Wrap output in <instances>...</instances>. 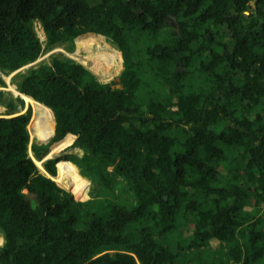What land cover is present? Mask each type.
<instances>
[{
	"label": "trees",
	"instance_id": "obj_1",
	"mask_svg": "<svg viewBox=\"0 0 264 264\" xmlns=\"http://www.w3.org/2000/svg\"><path fill=\"white\" fill-rule=\"evenodd\" d=\"M88 32L119 48L121 86L63 54L20 71L11 84L52 118L49 139L29 144L31 109L17 112L2 75ZM10 110L0 264H264V0H0ZM51 144L81 153L42 159ZM29 149L51 175L73 163L88 198Z\"/></svg>",
	"mask_w": 264,
	"mask_h": 264
},
{
	"label": "bare ground",
	"instance_id": "obj_2",
	"mask_svg": "<svg viewBox=\"0 0 264 264\" xmlns=\"http://www.w3.org/2000/svg\"><path fill=\"white\" fill-rule=\"evenodd\" d=\"M38 32V35L41 38L44 37V32L41 29H38ZM77 47L78 50L66 51V53L75 59H80L81 62L93 69L98 75L108 77L117 71L119 67L118 60L121 53L119 48L109 41L108 36L100 33H97V36L91 34H86L85 36L80 35L77 37ZM55 48H61V46H55L54 49ZM47 56L49 57V55H44L39 58L37 56L34 61L27 62V64L36 63L41 59L47 58ZM18 69L19 68L13 70V73ZM4 78L8 80L9 74H5ZM8 87L11 88L13 92L20 94L19 96L21 98L24 97L26 102L32 104L30 123H27L29 135L35 137L36 141L46 140L52 128V118L48 108L39 101L19 92L11 83H9ZM58 149V146L52 145L42 159H45L52 154H58L55 153ZM29 153L35 158L31 150ZM35 162L43 171H45L39 159L35 158ZM55 169L56 172L53 175L47 171L45 172L50 174L60 186L75 193L78 198L83 199L87 196V182L79 177L73 163L61 159L56 162ZM1 239L2 232L0 230V241H2Z\"/></svg>",
	"mask_w": 264,
	"mask_h": 264
},
{
	"label": "rangeland",
	"instance_id": "obj_3",
	"mask_svg": "<svg viewBox=\"0 0 264 264\" xmlns=\"http://www.w3.org/2000/svg\"><path fill=\"white\" fill-rule=\"evenodd\" d=\"M168 22L169 23H175L176 21H175V19L173 18V17H171V16H168ZM34 26H35V29H36V33H37V35L39 34V32H38V29H41L40 28V23H39V21H34ZM38 27V28H37ZM42 30V29H41ZM86 34H91V35H93V36H97V33H92V32H88V33H85V34H83L82 36H85ZM38 37L40 38V40L42 41V45L44 46L45 45V35H44V37H40L39 35H38ZM108 39H109V41L112 43V44H114L113 43V41L111 40V38L108 36ZM139 39V38H138ZM66 42H63V44H60V45H56V46H61V48H55L54 49V47L55 46H53L52 48H50V49H47V50H44V51H42L40 54H39V56H38V58L39 57H42V56H44V55H51V54H53L54 53V55H57V54H63V55H68L67 53H66V51H68V50H66L65 49V47H64V44H65ZM77 44V38L75 39V45ZM115 45V44H114ZM116 46V45H115ZM75 48V47H74ZM65 51H64V50ZM57 52H61V53H57ZM121 53V52H120ZM54 55H51L50 57H52V56H54ZM70 56V55H69ZM50 57H48L47 56V58H44V59H49ZM72 57V56H71ZM44 59H41V60H44ZM41 60H39V61H41ZM77 60H79V61H81L80 59H77ZM39 61H37V62H39ZM119 67H118V69H117V71L116 72H114V73H112L110 76H108V77H102V78H104V79H106V80H108V81H110L114 86H121V81H120V76H119V74H118V72H119V69H120V67H121V56H120V58H119ZM21 70H17L16 71V73H13V71H11V72H9L8 74H9V79L8 80H6L5 78H4V75H2L3 76V78H4V81H5V85L3 86L5 89H7L8 90V96L9 97H11V93L13 94V95H15V96H19L20 94H18V93H15V92H13L12 91V89L11 88H9L8 86H9V83H12V81H11V78H12V80H13V77L17 74V73H19ZM141 89H143V86L141 85V87H140V89L139 90H141ZM19 98H21V97H18V99ZM23 99V106L21 105V103L19 102L18 103V108H17V112H24L28 107H30V109H31V111H32V104L31 103H28V102H26L25 100H24V97L22 98ZM12 110H10V112H1L0 113V115H11V114H14V113H12V112H15L16 113V111H12ZM31 114H32V112H30V116H31ZM28 123H30V119H29V122ZM32 141H36V138L35 137H33V136H30V141H29V144L32 142ZM37 142H42V141H37ZM52 147V144L50 145V147H49V150H50V148ZM30 150L31 149H29V152H30ZM76 152V153H78V154H80L81 153V149L80 148H78V147H76V146H70V145H64V146H62V147H60L55 153H61V152ZM58 154H52L51 156H49V157H55V156H57ZM48 158V157H47ZM42 161V159H40V162ZM42 164V163H41ZM39 166V165H38ZM40 167V166H39ZM43 167V166H42ZM41 169V168H40ZM42 170V169H41ZM77 171V170H76ZM88 181V180H87ZM88 185H89V181H88V184H87V189H88ZM86 198H88V194H87V196L85 197V198H83V199H86ZM244 208L246 209V210H251L252 209V205L250 204V203H247V204H245V206H244ZM262 210H264V206H263V208H262ZM262 210L260 211V213H261V215H262V217H263V219H264V212H262ZM2 240V239H1ZM3 241V240H2ZM211 244L212 245H216L217 244V241H215V240H212L211 241Z\"/></svg>",
	"mask_w": 264,
	"mask_h": 264
},
{
	"label": "water",
	"instance_id": "obj_4",
	"mask_svg": "<svg viewBox=\"0 0 264 264\" xmlns=\"http://www.w3.org/2000/svg\"><path fill=\"white\" fill-rule=\"evenodd\" d=\"M175 25L177 26V24H176V22H175ZM69 56V55H68ZM35 60V59H34ZM34 60H32V61H34ZM47 59H44V60H41V61H39V62H36V63H29V64H23L22 66H20L19 67V69L18 70H24V69H26V68H28V67H32V66H36V65H38L39 63H41L42 61H46ZM86 65V64H85ZM178 68H182V66H178ZM93 70V69H92ZM94 71V70H93ZM100 76V75H99ZM101 77V76H100ZM17 87V86H16ZM53 133V132H52ZM52 133H51V135H52ZM50 135V136H51ZM49 136V137H50ZM49 137L46 139V140H44V141H42V142H46L48 139H49ZM34 160H35V158H33ZM43 172H45V171H43ZM46 173V172H45ZM50 173V172H49ZM47 174V173H46ZM47 175H49V176H51L50 174H47Z\"/></svg>",
	"mask_w": 264,
	"mask_h": 264
},
{
	"label": "clouds",
	"instance_id": "obj_5",
	"mask_svg": "<svg viewBox=\"0 0 264 264\" xmlns=\"http://www.w3.org/2000/svg\"><path fill=\"white\" fill-rule=\"evenodd\" d=\"M0 244H2V241H0Z\"/></svg>",
	"mask_w": 264,
	"mask_h": 264
}]
</instances>
